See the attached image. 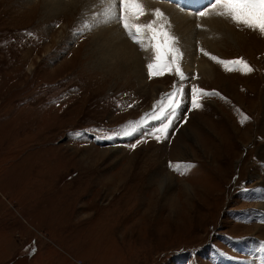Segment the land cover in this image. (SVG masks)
Masks as SVG:
<instances>
[{
	"label": "rangeland",
	"instance_id": "374dc122",
	"mask_svg": "<svg viewBox=\"0 0 264 264\" xmlns=\"http://www.w3.org/2000/svg\"><path fill=\"white\" fill-rule=\"evenodd\" d=\"M89 5L0 0V264H264V35L226 17L211 45L194 35L203 70L187 69L158 6L133 22L164 13L187 79L150 76V47L137 44L140 68L102 61ZM174 86L185 100L166 138L149 134L166 117L114 135ZM193 87L218 95L194 109Z\"/></svg>",
	"mask_w": 264,
	"mask_h": 264
},
{
	"label": "snow or ice",
	"instance_id": "6c2138e0",
	"mask_svg": "<svg viewBox=\"0 0 264 264\" xmlns=\"http://www.w3.org/2000/svg\"><path fill=\"white\" fill-rule=\"evenodd\" d=\"M210 11H200L199 16H207L214 13L217 16L230 18L235 24L243 25L253 31H258L264 35V0H209ZM105 23L117 20L122 23L125 31L132 40L140 45L142 50L152 48L155 54L154 61L148 64L149 75L161 74L164 70H172L180 80H186L187 77L181 71L179 60L182 53L178 47H175L176 38L167 30L170 25L166 24L167 18L159 9H155L152 15L155 17L152 21L146 24H138L133 21L139 19L146 14L141 0H106L104 7ZM203 51V49L201 50ZM209 55L208 53H204ZM169 56L171 60H169ZM212 60L224 66L226 71L236 69L242 72L249 73L253 69L243 59L225 61L215 56ZM207 95H218V93L206 92L203 89L193 87L191 89V107L200 108L202 105L200 99ZM164 100L167 104H164ZM185 100V91L183 86L175 87L159 104V111H153L151 114H146L139 121H131L127 126L123 127L114 135L131 136L146 127L150 120H162L165 117L167 122L162 126L157 127L153 133H149L157 140L166 138L167 131L172 124L173 118L176 116L178 109L183 105ZM248 118L245 116L244 120ZM244 120L241 122L243 123ZM112 139L113 136L107 137ZM175 170L181 172L186 170V167L175 165Z\"/></svg>",
	"mask_w": 264,
	"mask_h": 264
},
{
	"label": "bare ground",
	"instance_id": "6f19581e",
	"mask_svg": "<svg viewBox=\"0 0 264 264\" xmlns=\"http://www.w3.org/2000/svg\"><path fill=\"white\" fill-rule=\"evenodd\" d=\"M75 1L77 2L78 0H68L66 2H63L62 0H43L46 8H49L52 13H57L64 7L67 8L68 6H73V3ZM84 1L87 2V4H90L89 6L95 7L96 16L98 17L97 27L99 28V30L94 33L93 41L97 43L95 45L99 46L98 49L101 51V55L103 57L102 61H106V64L108 65H113L120 60V63L124 64L126 69L129 67L131 68V66H133L132 68H140L142 62L141 55H143V52L139 50L140 48L138 49L137 44L131 41L121 29L123 25L121 26V23L117 20H112L108 23L104 22L106 18L103 13L106 0ZM179 1L183 5L178 7L166 0H142V3L148 8L146 10V13L160 6L162 8V11L169 16L170 20H174L173 22L174 26H176V31L183 38L184 45H186L185 68L191 69L192 64L199 63V66L194 65L196 66V68L194 66L193 68H195V70H201L202 68L200 67V60L198 59L196 53L192 50L194 35L197 34L202 38H205L203 40L206 42V46H209L211 45V43L215 42V39H219L218 37H220V33H227L224 28L229 26H227V24L225 23L226 17H219L214 13H210L209 15L203 17L198 15L200 11H210L209 0ZM198 5H200L202 9L199 8ZM207 6L208 8L206 9ZM183 8L189 9V11H193L197 8L199 9L196 11L197 14L194 15L189 14V11H183ZM139 19L140 21H142L141 18ZM197 25L202 29V31L198 33L197 31H195V26ZM260 154L264 155V148L260 152Z\"/></svg>",
	"mask_w": 264,
	"mask_h": 264
}]
</instances>
